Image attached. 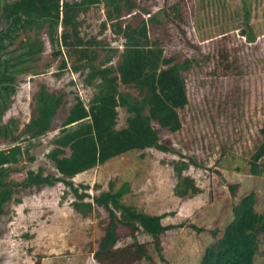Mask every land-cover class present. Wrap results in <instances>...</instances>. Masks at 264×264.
Segmentation results:
<instances>
[{
  "label": "rangeland",
  "instance_id": "374dc122",
  "mask_svg": "<svg viewBox=\"0 0 264 264\" xmlns=\"http://www.w3.org/2000/svg\"><path fill=\"white\" fill-rule=\"evenodd\" d=\"M132 1L136 9L122 14L121 25L137 26L155 15L148 36L158 41L164 55L197 61L184 75L188 102L180 112L182 128L170 133L154 126L168 152L131 149L72 181L75 186L87 187L91 197L127 184L125 205L149 215L164 214L161 222L165 226L184 224L159 237L160 253L143 231L132 238L129 229L119 226L115 248L124 252L104 264H199L205 249L221 237L232 220L233 206L244 196L255 193L256 211L264 209V157L259 174H250L251 157L263 142L264 130V0ZM105 12L102 4L90 7L79 17V32L85 40L99 42L91 48L95 65L116 67L123 40L115 23L107 22L103 28ZM242 31L249 32L252 41ZM64 33L67 45L62 43ZM70 33L58 21L55 47L45 28L39 34L22 33L1 53L3 60L10 59L19 70L16 93L2 123L16 121L15 135L20 139L25 138L24 126L35 115V96L41 85L51 93L63 94L65 101L51 131L32 141L29 154L10 167L8 180L13 183L30 170L57 176L46 158L50 141L74 98L88 106L95 92L84 84V73L72 71L75 57H67L73 41ZM120 90L130 92L123 87ZM117 111L116 127L121 129L127 114L120 108ZM11 146L13 143L0 138V150ZM175 162L188 164L182 175L195 189L184 197L177 195ZM229 186H236L233 195ZM73 201L62 183L16 192L0 218V264H100L94 253L108 214L98 207L82 218L72 209ZM134 240L149 259L132 246ZM254 264H264V235Z\"/></svg>",
  "mask_w": 264,
  "mask_h": 264
},
{
  "label": "trees",
  "instance_id": "16d2710c",
  "mask_svg": "<svg viewBox=\"0 0 264 264\" xmlns=\"http://www.w3.org/2000/svg\"><path fill=\"white\" fill-rule=\"evenodd\" d=\"M0 4V138L13 143V146L0 150V218L16 192L62 183L74 197L72 209L82 218L91 216L98 207L108 214V219L103 222L98 250L94 253L98 263L104 264L124 252L115 248L119 241V226L129 229L132 238L136 232L143 231L154 240L160 253L159 237L184 224L165 226L161 222L164 214L149 215L125 205L123 197L129 192L127 184L116 191L110 189L91 197L86 192L87 187L75 186L72 179L131 149L154 148L168 152L169 149L160 143L154 126L170 133L181 130L180 112L188 102L184 75L197 61L164 55L158 41L148 36L149 23H154L155 15L141 20L137 26L121 25L122 14L128 15L136 9L132 0H0ZM99 4L106 9L103 28L107 22L115 23L117 34L123 40L116 67L95 65V52L91 48L98 46L99 42L80 36L79 17ZM58 21L65 30H71L73 41L69 44L67 57H75L72 71L84 73V84L92 86L95 92L88 106L79 97L74 98L57 134L50 141L46 158L57 176L44 175L41 169L30 170L20 182L13 183L8 180L10 167L29 154L32 141L51 131L53 119L65 101L63 94L51 93L41 85L35 96V115L25 124L22 134L25 138L20 139L15 135L16 121L2 123L16 93L19 70L10 59L3 60L1 53L12 47L22 33L39 34L45 28L51 45L55 47ZM242 34L252 41L249 32L242 31ZM66 39L64 33V45H67ZM120 87L130 92H122ZM118 108L127 114L125 126L121 129L116 127ZM261 135L263 142L250 161L253 176L259 174V162L264 157V130ZM25 143L28 144L23 148ZM173 167L178 180L177 195L184 197L188 190H195L182 175L188 164L175 162ZM229 190L233 195L236 186H229ZM255 205V193H249L233 206L232 220L221 237L205 249L199 264H254L260 237L264 235V209L258 213ZM132 246L142 257L149 259L135 240ZM129 262L127 259L126 263Z\"/></svg>",
  "mask_w": 264,
  "mask_h": 264
}]
</instances>
